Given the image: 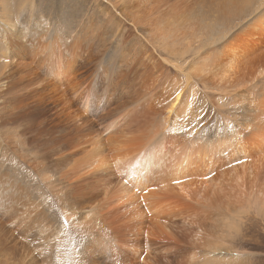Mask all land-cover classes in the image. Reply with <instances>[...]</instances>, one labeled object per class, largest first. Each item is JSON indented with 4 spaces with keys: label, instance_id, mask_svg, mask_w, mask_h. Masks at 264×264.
Instances as JSON below:
<instances>
[{
    "label": "rangeland",
    "instance_id": "rangeland-1",
    "mask_svg": "<svg viewBox=\"0 0 264 264\" xmlns=\"http://www.w3.org/2000/svg\"><path fill=\"white\" fill-rule=\"evenodd\" d=\"M229 1L0 0V44L7 42L0 46V264H264L263 165L241 183L224 178L198 199L191 194L165 232L144 204L137 227L136 203L109 198L135 176L140 195L190 137L245 133L264 122L253 110L256 98L264 100V72L209 83L198 70L221 40L207 41L211 29L195 18ZM239 13L231 33L256 16L234 19ZM56 71L64 86L54 82ZM182 80L189 101L168 113L164 102ZM146 133L150 145L164 146L140 174L82 169L95 139L110 135L132 155ZM103 154H113L110 143Z\"/></svg>",
    "mask_w": 264,
    "mask_h": 264
},
{
    "label": "bare ground",
    "instance_id": "bare-ground-1",
    "mask_svg": "<svg viewBox=\"0 0 264 264\" xmlns=\"http://www.w3.org/2000/svg\"><path fill=\"white\" fill-rule=\"evenodd\" d=\"M256 3L258 6L255 5ZM263 3L264 0H230L226 6L224 5L225 8H218L217 13L212 16L206 14L199 15L197 18L194 16L195 20L200 23L201 29H211L205 37L207 41L216 43L221 40L214 50L206 52V56L198 66L199 73L203 72L210 76V78L207 76L209 83L211 79L225 82L235 74L251 79L264 72V7L257 12ZM245 9L248 11L242 12ZM236 13L239 14L234 19L238 20L243 18L242 15L246 16L248 13H254L253 15L256 16L248 21V26L240 27L231 33L237 24L231 23L230 19ZM168 16L170 17V15ZM172 18V22L180 25V20L176 15ZM168 19L156 16L153 20L166 23L170 22ZM158 25L160 24L158 23ZM193 28L195 30L196 27ZM254 30L257 31V34ZM2 35L4 38L6 37L4 33ZM172 40L174 41V36H172ZM6 43L2 42L0 46H4ZM52 78H55L54 82H57L60 87L64 86L63 84L66 82V76L62 71H56ZM187 79H189L188 75L184 77V80ZM186 85L187 83H180L179 81L171 88L173 90L170 93L171 97L164 102L168 113L174 111L182 101H189V93L183 100ZM58 88L55 85L52 91L59 93L62 98L65 97L66 91H60ZM253 110L264 115V100L256 98ZM258 118L262 119L263 117L253 119ZM143 138H145V142L141 147L138 146L134 150L135 152L129 155V150L126 152L119 141H111L110 135L105 138L101 136L95 139L92 147L83 155L80 161L81 167L84 169L95 166L94 169L97 168L98 170L94 173L112 169L121 175L128 171V175H131L130 168L138 167V171H134L133 175L140 174L141 167L146 165L148 169L150 159L154 158V155L160 152L157 150L164 146L162 141L150 145L152 137L147 133L143 135ZM109 143L113 148V154L106 157V154L103 153L106 152ZM144 150H146V155L142 158L141 152ZM161 155H165L163 151H161ZM133 159L136 160L137 166L132 164ZM262 165L264 166V122L260 124L259 121H255L251 130L245 133H240L231 128L217 133L207 140L197 139L196 136L195 138L190 137L189 142L181 146L179 154L168 159L165 172L158 174L159 176L157 175L153 180L150 179L151 183L142 186L140 195H138L136 186L139 184L138 178H136L138 176H135L131 184H128L126 180L125 185V180H122L118 190L111 193L109 198H117L120 202L124 198L123 201L125 202L136 203L133 208L135 212L133 221L137 227L142 226L143 217L146 216V212L139 211L140 204L145 205L147 213H157L158 218L162 219V223L165 224L167 218H181L183 216L182 211H187V203L191 194H193L192 200L198 199L196 197L199 194L209 191V184L214 185L216 181L224 178L233 180L235 183H241L246 174L259 175ZM216 168L220 170L215 175L216 170H218ZM47 169L52 173L56 170L49 167ZM46 177L50 184L51 176L47 175ZM179 205L181 207L177 208ZM166 228V224L162 227L159 224L156 230L165 232ZM214 263L221 264V262Z\"/></svg>",
    "mask_w": 264,
    "mask_h": 264
}]
</instances>
